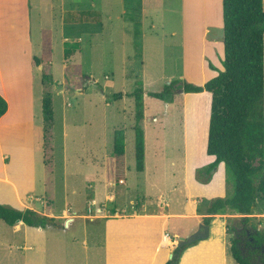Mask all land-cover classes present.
Returning <instances> with one entry per match:
<instances>
[{"label": "rangeland", "instance_id": "1", "mask_svg": "<svg viewBox=\"0 0 264 264\" xmlns=\"http://www.w3.org/2000/svg\"><path fill=\"white\" fill-rule=\"evenodd\" d=\"M194 1L197 6H189L190 11L187 7L184 9L182 0H30L32 35L34 41L42 39L40 56L44 72L54 74L57 80L54 82L53 79V83L45 88L51 94L54 121L49 129L44 126L40 130L39 150L44 151V159L43 152L38 155V179L42 183L46 167L47 200L50 202L53 196L56 210L61 211L67 200L71 205L79 201L78 208L86 212L85 202L91 195L85 179L86 164L91 162L90 159L99 162L103 155L112 152L115 127L126 129V155L119 178L127 179V184L115 188L118 197L113 203L132 207L129 201L133 199L137 204L147 183L156 179L151 173H140L135 168L134 99L128 96L114 98L117 93L133 92L138 81L143 83L146 92L144 126L148 133V166L151 165V151L159 147L156 128L162 127V123L166 124L159 133L163 139V152L176 164L175 175L158 173V177L164 179H157L160 183L155 190L165 189L169 184L167 179L174 183L178 181L181 188L184 185L185 121L186 118L195 119L199 109V120L204 123L203 136L207 137L211 99L196 98L179 88L168 101H160L148 93L161 92L168 83L176 80L202 85L222 70L223 57L216 53L219 47L213 43L223 44V26L213 24L208 27L205 39L213 46L206 43L205 49L211 47L204 58L200 55L201 30L207 22L215 23L219 19L222 24V11L213 8L210 10L213 13L208 16L194 13V10H200L198 3L202 5L204 0ZM207 3L211 8L215 0H207ZM63 35L77 46L72 47L74 52L70 56L64 54ZM196 64H199L197 70ZM59 90L64 92L59 93ZM167 105L170 106L168 111ZM148 125L155 126L154 133ZM38 126L39 129L43 126L41 119ZM128 170L130 172L126 173ZM225 184L226 195H231L233 185L227 181ZM74 188L76 192H73ZM127 189L130 190L126 194ZM155 190L151 191L154 199L160 193ZM165 191H162L164 196ZM76 209L73 206L69 210L75 212ZM235 219L231 218L230 225H235ZM259 229L264 233V223ZM46 231V264H102L100 249L94 247L91 250L93 246L89 239L86 246L82 231L65 227L59 231L46 228ZM100 232L94 229L95 238H101ZM31 238L36 240L37 237L32 235ZM15 242L23 243L24 233L13 232L11 226L0 220V264L26 263L28 250L10 247Z\"/></svg>", "mask_w": 264, "mask_h": 264}, {"label": "crops", "instance_id": "2", "mask_svg": "<svg viewBox=\"0 0 264 264\" xmlns=\"http://www.w3.org/2000/svg\"><path fill=\"white\" fill-rule=\"evenodd\" d=\"M190 1L182 0L184 9L197 6L194 0ZM198 4L200 10L195 8L194 13L208 16L213 13L210 11L213 8L222 11V24L219 19L215 23L207 22L201 30L203 33L200 55L204 58L208 49L213 46L205 39L208 27L213 24L223 26V0H215V5L211 8L207 0H204L202 5ZM32 28L30 0H0V94L8 103L6 113L0 117V203L19 210L31 209L58 220V226H50L47 229L59 231L65 227L74 229L76 232L82 231L83 243L88 246L89 239L93 246L91 250L94 247L100 249L102 264H166L173 258L174 250L178 248L177 241L196 231L200 223L206 224L204 218L209 216L208 208L213 204L214 199L224 197L227 193L224 163L213 170L212 178L208 183H202L196 179L195 169L209 165L215 160V156L206 153L207 137L203 136L204 123L199 120V109L196 111L195 119L186 118L185 121L186 140L183 157L186 177L182 188L178 181L174 183L173 180L167 179L169 184L165 189L155 190L160 183L157 179H164V177H158V173L175 175L176 164L163 152V139L159 133L166 124L162 123V127L156 128L159 151L157 149L151 151V165L148 166V133L147 127L144 126L147 112L144 103V119L141 126L145 137V163L144 170L138 172L151 173L156 179L154 182L147 183L142 199H139L137 204L131 199L129 205L132 207L130 208L124 203H113L118 197L115 188L120 184H127V179L123 177L118 176L116 181H109L107 178L106 163L113 152V143L111 153L103 155L99 162L90 159L91 162L86 164L85 179L91 191L90 197L85 202L88 206L86 212L78 208L79 201L71 205L67 200L65 207L58 211L53 206V196L50 202L47 200L49 191L46 184L45 164L42 183L38 179V155L41 152L44 159V151L39 150V135L44 128L42 99L45 86L41 78L44 63L37 66L33 60L34 56L41 57L42 39L40 37L41 41L40 39L34 41ZM69 40L66 35H63L64 48L67 42L70 43ZM206 43L211 44L208 49H205ZM213 44L219 47L216 53L224 57V45L217 41ZM211 55L214 56V53ZM50 65L51 62L49 68ZM198 66L199 64H196V70ZM216 75L217 72L211 78ZM52 76L54 82L57 81L54 74ZM73 79H76V76ZM76 91H79V88ZM58 92L63 93L64 90ZM191 94L196 98L211 99V94L206 91ZM168 109H170L169 105H167V111ZM40 119L43 121L41 129L38 126ZM150 128L151 133H154L155 126L151 125ZM123 129L125 130L126 155L127 135L126 129ZM115 130L116 127L113 129L114 133ZM107 147L106 142V150ZM123 164L122 161L120 171ZM129 190H126V194ZM152 190L160 192L155 197L156 200L151 196ZM163 190H166L165 196L162 194ZM73 192H76L75 188ZM263 203L264 198L257 200L250 214L258 219L261 229L264 223ZM73 206L77 207V211L69 210ZM241 216L231 211L213 214L210 223L207 224L208 236L184 246L179 255L178 264H238L231 253L227 223L229 218ZM11 227L15 233H24V242H15L10 247H23L28 250L25 264H46L48 255L46 228L28 226L24 222ZM94 229L101 231L100 239L95 238ZM165 234L170 237L167 243H163ZM32 235L37 237L36 240L31 238ZM171 254L172 258H170Z\"/></svg>", "mask_w": 264, "mask_h": 264}, {"label": "trees", "instance_id": "3", "mask_svg": "<svg viewBox=\"0 0 264 264\" xmlns=\"http://www.w3.org/2000/svg\"><path fill=\"white\" fill-rule=\"evenodd\" d=\"M223 69L202 85L176 80L168 83L161 92L148 95L169 100L177 91L211 94V110L207 133L206 153L215 160L195 169L199 182L208 183L213 170L224 163L226 181L233 185V193L215 198L208 208L204 222L211 216L228 211L241 214L235 225L228 219L227 232L230 249L238 264H264V233L260 222L252 217L256 201L264 198V10L263 0H223ZM75 43L67 42L65 56H70ZM52 52L51 46L49 47ZM40 66L43 60L34 56ZM211 67V64H210ZM213 68V67H212ZM42 83L48 88L53 83L50 73L42 72ZM145 89L137 82L131 93L114 94L115 99L124 96L134 99V132L136 170L143 171L145 163V137L141 122L144 119ZM8 109L6 99L0 94V117ZM42 112L45 129L53 125L54 112L49 91L44 92ZM48 127V128H47ZM125 155V130L116 129L114 149L107 159V178L116 181ZM257 162V164H253ZM0 220L9 226L24 222L28 226L47 228L59 225L57 219L26 209L19 210L0 203ZM182 248L174 250L173 258L166 264H178Z\"/></svg>", "mask_w": 264, "mask_h": 264}, {"label": "water", "instance_id": "4", "mask_svg": "<svg viewBox=\"0 0 264 264\" xmlns=\"http://www.w3.org/2000/svg\"><path fill=\"white\" fill-rule=\"evenodd\" d=\"M263 10H264V0H263ZM181 92H184L183 89H181ZM209 232V226L204 223H200L199 227L196 231L189 234L187 237H181L176 244V247L183 248L186 245L192 244L200 239H204L208 236ZM170 258H172V254L170 255Z\"/></svg>", "mask_w": 264, "mask_h": 264}, {"label": "built area", "instance_id": "5", "mask_svg": "<svg viewBox=\"0 0 264 264\" xmlns=\"http://www.w3.org/2000/svg\"><path fill=\"white\" fill-rule=\"evenodd\" d=\"M163 239H164L165 243L170 241V237L167 234L164 235Z\"/></svg>", "mask_w": 264, "mask_h": 264}]
</instances>
